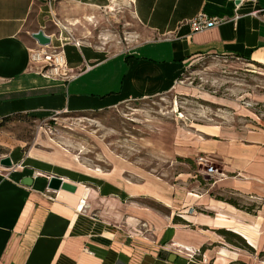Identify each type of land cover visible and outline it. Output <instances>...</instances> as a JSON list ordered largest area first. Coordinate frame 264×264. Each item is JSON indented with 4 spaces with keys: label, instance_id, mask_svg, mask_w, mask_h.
Wrapping results in <instances>:
<instances>
[{
    "label": "crops",
    "instance_id": "1",
    "mask_svg": "<svg viewBox=\"0 0 264 264\" xmlns=\"http://www.w3.org/2000/svg\"><path fill=\"white\" fill-rule=\"evenodd\" d=\"M111 4L0 0V126L6 116L48 118L166 93L203 55L264 63V0H131L141 31L127 50L68 42L74 77L33 71L32 32L51 34L46 29L56 13L70 25L78 15L100 20ZM200 12L220 21L192 31L186 21ZM169 146L179 167L166 178L122 159L100 170L62 149L26 152L0 128V157L14 165L0 175V264H264L258 256L264 251V128L197 123L177 131ZM200 157L216 162L223 175L200 173ZM51 175L76 189L47 188ZM25 176L33 177L31 185L21 182ZM223 191L258 208L250 212L217 198ZM219 229L237 233L254 252L227 242ZM171 243L199 253L188 260Z\"/></svg>",
    "mask_w": 264,
    "mask_h": 264
},
{
    "label": "rangeland",
    "instance_id": "2",
    "mask_svg": "<svg viewBox=\"0 0 264 264\" xmlns=\"http://www.w3.org/2000/svg\"><path fill=\"white\" fill-rule=\"evenodd\" d=\"M130 1L112 0L107 17L82 20L78 15L73 25L56 13L46 29L51 34L46 35L57 46L61 34L64 50L66 43L81 40L105 52L125 51L141 31ZM87 23L92 27L89 31ZM197 123L264 128V63L203 55L184 69L175 87L166 93L48 118L18 115L0 128L11 141L24 143L26 152L31 147L48 152L62 149L83 166L100 170H108L113 161L122 159L171 178L179 164L167 155L169 145L177 131ZM210 166L215 175L223 172L214 161L199 163L198 170L207 173ZM221 195L235 197L242 205L256 203L227 191Z\"/></svg>",
    "mask_w": 264,
    "mask_h": 264
},
{
    "label": "built area",
    "instance_id": "3",
    "mask_svg": "<svg viewBox=\"0 0 264 264\" xmlns=\"http://www.w3.org/2000/svg\"><path fill=\"white\" fill-rule=\"evenodd\" d=\"M219 21L220 20L217 18H210L200 12L188 19L186 22L189 24L192 31H202L212 27ZM58 39L60 43L57 46L52 45V38L51 43L48 45H39L35 43L34 46L29 48V58L32 63L33 71L39 73L40 75L68 80L74 77L76 72L72 71V68H70L67 63L61 34ZM197 161L199 163H205V160L201 157L198 158ZM13 166L14 165L12 164L11 166L6 167L0 163V175L7 176ZM206 172L208 174H215L211 166L208 167ZM220 175H222V173ZM82 203H84V201H82ZM171 244L175 247V251L177 253L184 254L188 260H193L196 254L199 253V249H191L177 243Z\"/></svg>",
    "mask_w": 264,
    "mask_h": 264
},
{
    "label": "water",
    "instance_id": "4",
    "mask_svg": "<svg viewBox=\"0 0 264 264\" xmlns=\"http://www.w3.org/2000/svg\"><path fill=\"white\" fill-rule=\"evenodd\" d=\"M32 38L36 41L39 45H48L50 43V37L44 33L43 30L39 29L37 31L32 32L31 34ZM0 163L4 166H11L12 161L9 156L2 157L0 159ZM32 176H25L22 178L21 182L25 185H31L32 184ZM47 188L51 190H58L63 189L66 191H74L76 189L75 184L68 182L64 180L62 177L51 175L47 182ZM175 255L170 254L169 260H174Z\"/></svg>",
    "mask_w": 264,
    "mask_h": 264
},
{
    "label": "trees",
    "instance_id": "5",
    "mask_svg": "<svg viewBox=\"0 0 264 264\" xmlns=\"http://www.w3.org/2000/svg\"><path fill=\"white\" fill-rule=\"evenodd\" d=\"M11 118H12V116L3 117L1 123H3V121L9 120ZM216 197L219 198V199H224V200L228 201L229 203L235 205L236 207H239V208H242V209H246L247 211H250V212H255V210L258 208V204H256V203H252V204H249V205H242V204H240L237 201V199H234V198H224V197H222L220 195H216ZM218 232L224 236V238L226 239L227 242H229V243H231V244H233V245H235L237 247L246 249V250H248L250 252H254L253 248L250 247L246 243V241L240 235H238L237 233L229 231V230H225V229H219ZM258 256L264 258V251H260L258 253ZM242 262L243 261H241V260H236V261H233L230 264H242Z\"/></svg>",
    "mask_w": 264,
    "mask_h": 264
}]
</instances>
